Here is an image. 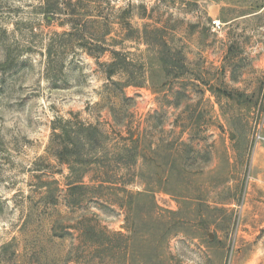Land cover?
<instances>
[{"label": "rangeland", "instance_id": "374dc122", "mask_svg": "<svg viewBox=\"0 0 264 264\" xmlns=\"http://www.w3.org/2000/svg\"><path fill=\"white\" fill-rule=\"evenodd\" d=\"M262 138L264 0H0V264H264Z\"/></svg>", "mask_w": 264, "mask_h": 264}, {"label": "trees", "instance_id": "16d2710c", "mask_svg": "<svg viewBox=\"0 0 264 264\" xmlns=\"http://www.w3.org/2000/svg\"><path fill=\"white\" fill-rule=\"evenodd\" d=\"M76 1H81V0H76ZM87 54H89V55H90V51H87ZM113 54H114V55H117V54H118V52H115V51H114V52H113ZM91 56H92V54H91ZM112 74H113V73H111L109 76H111Z\"/></svg>", "mask_w": 264, "mask_h": 264}, {"label": "built area", "instance_id": "2783aa9c", "mask_svg": "<svg viewBox=\"0 0 264 264\" xmlns=\"http://www.w3.org/2000/svg\"><path fill=\"white\" fill-rule=\"evenodd\" d=\"M212 24H213L214 27H219V24H220V23L213 21ZM262 139H263V138H262ZM263 140H264V139H263Z\"/></svg>", "mask_w": 264, "mask_h": 264}]
</instances>
